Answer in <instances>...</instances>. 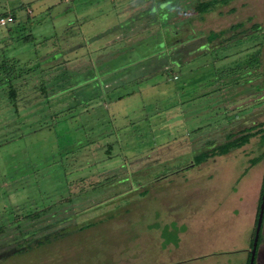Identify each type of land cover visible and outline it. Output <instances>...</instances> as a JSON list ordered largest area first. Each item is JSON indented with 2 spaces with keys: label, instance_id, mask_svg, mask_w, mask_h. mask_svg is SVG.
I'll return each mask as SVG.
<instances>
[{
  "label": "rangeland",
  "instance_id": "rangeland-1",
  "mask_svg": "<svg viewBox=\"0 0 264 264\" xmlns=\"http://www.w3.org/2000/svg\"><path fill=\"white\" fill-rule=\"evenodd\" d=\"M203 1L0 0V264L158 262L204 196L184 168L264 124V0Z\"/></svg>",
  "mask_w": 264,
  "mask_h": 264
},
{
  "label": "crops",
  "instance_id": "crops-1",
  "mask_svg": "<svg viewBox=\"0 0 264 264\" xmlns=\"http://www.w3.org/2000/svg\"><path fill=\"white\" fill-rule=\"evenodd\" d=\"M263 129L264 126L258 136L261 139L264 138ZM255 138H251L249 143ZM261 139L258 140L260 151L253 158L243 151L248 143L226 155L207 160L202 165L203 183L192 184V189H202L204 196L187 201L185 206L189 210L184 218L170 215L168 221L155 220L158 233L149 241V246L155 249V256L158 257L155 264H231L232 260L235 261L232 264L249 262L264 177V144ZM238 151L245 155L244 168L237 169L240 160ZM256 158L261 160L252 166L251 160ZM253 171V179L249 180ZM217 178L220 189L215 184ZM182 250L186 254L178 260L176 256Z\"/></svg>",
  "mask_w": 264,
  "mask_h": 264
},
{
  "label": "trees",
  "instance_id": "trees-1",
  "mask_svg": "<svg viewBox=\"0 0 264 264\" xmlns=\"http://www.w3.org/2000/svg\"><path fill=\"white\" fill-rule=\"evenodd\" d=\"M232 1H235V0H207V1H203V2L198 4V12L205 14V13L211 11V9L215 5H218V4H220V5H228ZM4 16H7V14L0 15V17H4ZM237 28H241V24L240 23L230 26L229 29H234L235 30ZM224 34H225L224 31L223 32L220 31L218 33L211 32V33H209L208 38L211 37V38H213V40H216L217 38L223 36ZM9 96H10V92H9ZM257 126L246 128V129H244V130H242V131H240L238 133L229 134L227 136L225 142H223L222 144L214 146L210 151H207V153H202L199 156L195 157L194 163L190 164L189 166L185 167L184 169L186 170V169H188V168H190L192 166L199 165V164L207 161L210 158H214L216 156L226 155L227 153H229L232 150L242 148L243 146H245L246 144L249 143L251 138H254V137H256V136L261 134L260 133L261 129L256 130ZM258 127H260V125ZM262 140H263V144H264V138ZM262 158L264 159V154H263ZM259 160H261V159H257V158L256 159H252L251 160V165L253 166V165L257 164L259 162ZM263 183H264V177H263ZM262 189H263V185H262ZM262 193L263 192L261 191L259 205L261 203ZM255 226H256V224H255ZM254 231H255V227H254ZM254 231L252 233L251 247H252V242H253V238H254ZM260 241H261V236L259 235L258 245H259ZM249 257H250V253H249ZM248 261H249V259H248Z\"/></svg>",
  "mask_w": 264,
  "mask_h": 264
},
{
  "label": "water",
  "instance_id": "water-1",
  "mask_svg": "<svg viewBox=\"0 0 264 264\" xmlns=\"http://www.w3.org/2000/svg\"><path fill=\"white\" fill-rule=\"evenodd\" d=\"M262 192L263 193L261 196V203L259 205V211H258V216H257L256 226H255V231H254V238H253L252 247L250 250V258H249L248 264H254L255 262L259 235H260L261 226H262L263 218H264V183H263Z\"/></svg>",
  "mask_w": 264,
  "mask_h": 264
},
{
  "label": "built area",
  "instance_id": "built-area-1",
  "mask_svg": "<svg viewBox=\"0 0 264 264\" xmlns=\"http://www.w3.org/2000/svg\"><path fill=\"white\" fill-rule=\"evenodd\" d=\"M66 1H68V0H66ZM13 23H14V18L12 15L0 17V26H7V25L13 24Z\"/></svg>",
  "mask_w": 264,
  "mask_h": 264
},
{
  "label": "flooded vegetation",
  "instance_id": "flooded-vegetation-1",
  "mask_svg": "<svg viewBox=\"0 0 264 264\" xmlns=\"http://www.w3.org/2000/svg\"><path fill=\"white\" fill-rule=\"evenodd\" d=\"M230 28V27H229ZM220 32V31H219Z\"/></svg>",
  "mask_w": 264,
  "mask_h": 264
}]
</instances>
